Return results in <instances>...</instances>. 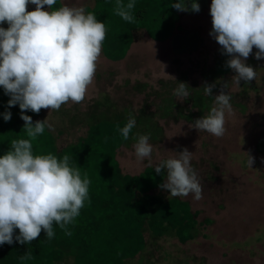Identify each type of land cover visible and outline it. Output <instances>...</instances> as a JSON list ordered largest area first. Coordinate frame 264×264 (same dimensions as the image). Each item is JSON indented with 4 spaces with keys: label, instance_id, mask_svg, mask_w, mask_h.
<instances>
[{
    "label": "rangeland",
    "instance_id": "rangeland-1",
    "mask_svg": "<svg viewBox=\"0 0 264 264\" xmlns=\"http://www.w3.org/2000/svg\"><path fill=\"white\" fill-rule=\"evenodd\" d=\"M63 1L69 7H83L85 11L94 9L96 4L95 0ZM166 2L170 5V0ZM57 3L51 10L56 9ZM210 5L211 0H203L199 12L181 11L170 40L155 42L143 29L124 59L110 62L103 59L101 52L85 99L78 104L70 101L50 114L45 109L38 119H46V126L51 125L47 127L57 137L58 150L66 151L68 145L86 135L85 121L95 110L99 119L125 110L140 119L141 111L145 110L162 127L161 136L155 141L149 139L152 153L144 160L135 155L136 141L117 149L122 173L131 176L142 173L148 166L156 167L162 161L176 158L184 148L193 152L190 163L201 183L202 199L195 200L193 194L180 198L197 212L200 234L181 243L174 236L155 239L146 231V249L126 264H264V153L257 150L258 141L264 138V58L257 60V49L253 48L246 60L256 71L250 82L241 80L236 85L232 69L215 77L212 70L222 48L209 35ZM178 82L189 86V96L206 83H215L210 109L203 112L191 109L189 96H175ZM225 83L227 87L223 90L231 97V112L225 109V134L216 137L197 131L193 128L194 121L217 106L214 96ZM203 94L208 96L204 91ZM164 98L174 105L168 116H162L159 108L164 105ZM9 99L2 98L0 107ZM189 109L193 121L184 117L189 115L185 112ZM247 153L254 158L252 167L248 166ZM156 192L171 197L166 189ZM207 219L211 222L205 223ZM64 264H73V259H66Z\"/></svg>",
    "mask_w": 264,
    "mask_h": 264
},
{
    "label": "clouds",
    "instance_id": "clouds-1",
    "mask_svg": "<svg viewBox=\"0 0 264 264\" xmlns=\"http://www.w3.org/2000/svg\"><path fill=\"white\" fill-rule=\"evenodd\" d=\"M57 0H0V87L10 96L8 106L19 105L21 119L30 139L12 140L9 150L0 156V245L15 241L29 244L41 232L47 239L54 236L53 223L62 229L73 221L88 198L90 181L81 178L78 168L70 167V157L62 159L52 154L33 155L31 141L45 131L46 119L35 121L24 115L42 109L59 110L62 105L80 103L92 84L97 62L106 36L105 24L83 7H59L50 10ZM191 3L189 9L188 3ZM31 3L35 9L28 11ZM45 5L48 10H44ZM117 0L115 14L123 20H134L131 9ZM178 11L199 12L195 0H180L172 4ZM212 28L209 33L230 57L226 66L235 72L232 80L255 79L256 71L246 64L247 58L257 49L255 58H264V0H211ZM147 34V33H146ZM149 37V36H148ZM186 83L178 82L174 91L177 97H188ZM216 84H205L204 92L212 96ZM214 96L215 104L206 116L194 121L193 128L213 136L225 134V109L231 112V97L223 90ZM9 121L11 113H3ZM51 128V125H47ZM136 126L135 117L128 119L120 129L125 140ZM138 159L150 158L152 145L149 135H139L133 145ZM192 153L187 148L176 158L162 161L155 167L160 174L166 169V181L160 187L172 197L202 199V186L191 166ZM248 166L254 158L248 154ZM19 234L15 235V230ZM71 235V233H68ZM22 260L30 259L26 253Z\"/></svg>",
    "mask_w": 264,
    "mask_h": 264
},
{
    "label": "trees",
    "instance_id": "trees-1",
    "mask_svg": "<svg viewBox=\"0 0 264 264\" xmlns=\"http://www.w3.org/2000/svg\"><path fill=\"white\" fill-rule=\"evenodd\" d=\"M94 9L85 12L95 14L98 21L105 24L106 36L102 44L103 53L111 61L124 59L134 41L135 31L147 30V35L159 43L170 40L180 20L178 11L172 4L180 0H121L123 4L134 2L131 9L132 22L123 20L115 14L117 0H95ZM168 5V6H167ZM61 7L57 3L55 10ZM169 17H172L171 19ZM108 48V52L106 50ZM111 49V50H110ZM110 50V51H109ZM221 49L215 60L213 75L224 76L231 70L226 66L229 56ZM204 88L195 90L188 98L192 108L200 112L210 109L212 96L203 94ZM7 100L4 89L0 87V100ZM1 102V101H0ZM160 106L162 116H168L173 110V101L163 99ZM191 109L186 118L193 116ZM39 114L31 111L24 115L32 117L33 124ZM10 112L11 119L5 121L3 113ZM85 122L86 135L76 143L68 145L66 151H59L56 136L45 126L44 133L32 140L33 155L52 154L62 159L70 157L69 166L78 168L81 178L90 181L88 198L84 207L73 221L61 228L53 223L54 236L47 239L42 231L40 236L29 244L15 241L9 245H0V264H64L72 258L73 264H126L146 249L145 232L149 231L155 239L174 236L181 243L193 240L200 234L201 223L197 221V212H193L188 201L180 197H165L156 191L166 180V169L160 174L155 167L148 166L138 175L123 174L116 158V151L121 146H129L139 135H149L155 141L161 136L162 127L154 123L152 116L141 111L140 119L135 116L136 126L125 140L120 129L130 118V111L108 114L106 119H99L95 113ZM19 105L13 107L2 103L0 107V156L10 148L12 140L30 139L20 118ZM192 121L194 119H191ZM257 150L264 153V138L257 143ZM207 219L205 223H210ZM71 233V235H68ZM19 234L16 229L15 235ZM28 254L30 259L22 260Z\"/></svg>",
    "mask_w": 264,
    "mask_h": 264
},
{
    "label": "flooded vegetation",
    "instance_id": "flooded-vegetation-1",
    "mask_svg": "<svg viewBox=\"0 0 264 264\" xmlns=\"http://www.w3.org/2000/svg\"><path fill=\"white\" fill-rule=\"evenodd\" d=\"M57 1H58V3H60V5L62 6V0H57ZM195 2L199 3V5H200V4L203 2V0H195ZM188 4H189V7H191V3L189 2ZM35 7H36L35 5H32L31 3H29V5H28V7H27V10H28V11H32V10L35 9ZM200 8H201V6H200ZM44 10H48V6H47V5H45ZM50 10H51V9H50ZM0 27L7 28L8 25H7V23H4V24H0Z\"/></svg>",
    "mask_w": 264,
    "mask_h": 264
},
{
    "label": "crops",
    "instance_id": "crops-1",
    "mask_svg": "<svg viewBox=\"0 0 264 264\" xmlns=\"http://www.w3.org/2000/svg\"><path fill=\"white\" fill-rule=\"evenodd\" d=\"M64 5H65V3H64V1L62 0V6H64ZM138 32H139V31L135 32V34H134L135 37L138 35ZM135 37H134V39H135ZM134 41H136V40H134ZM130 49H131V48H130ZM102 56H103V59H104V60H108V61L112 62L111 60L105 58V56H104L103 54H102ZM44 110H45V109H43L41 116L43 115ZM45 111H48L47 113H49V114L51 113V111H50L49 109H47V110H45ZM41 116H40V117H41ZM40 117H39V118H40ZM56 138H57V137H56Z\"/></svg>",
    "mask_w": 264,
    "mask_h": 264
}]
</instances>
